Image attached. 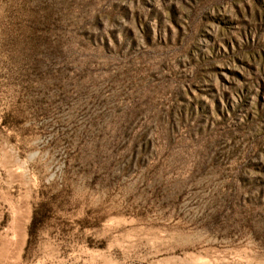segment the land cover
<instances>
[{
	"label": "rangeland",
	"instance_id": "1",
	"mask_svg": "<svg viewBox=\"0 0 264 264\" xmlns=\"http://www.w3.org/2000/svg\"><path fill=\"white\" fill-rule=\"evenodd\" d=\"M0 264H264V0H0Z\"/></svg>",
	"mask_w": 264,
	"mask_h": 264
},
{
	"label": "trees",
	"instance_id": "2",
	"mask_svg": "<svg viewBox=\"0 0 264 264\" xmlns=\"http://www.w3.org/2000/svg\"><path fill=\"white\" fill-rule=\"evenodd\" d=\"M38 221H39V219H38V211H37V209H35L33 217H32V221H31V224H30V227H29L30 236L34 234L35 229H36L37 224H38Z\"/></svg>",
	"mask_w": 264,
	"mask_h": 264
}]
</instances>
